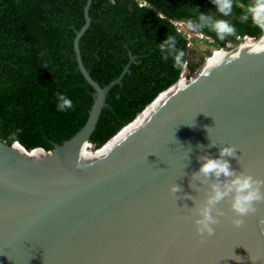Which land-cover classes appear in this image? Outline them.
<instances>
[{
  "label": "water",
  "instance_id": "1",
  "mask_svg": "<svg viewBox=\"0 0 264 264\" xmlns=\"http://www.w3.org/2000/svg\"><path fill=\"white\" fill-rule=\"evenodd\" d=\"M91 1L73 39L95 91L86 122L48 151L0 139V264H264V51L242 56L247 38L212 50L116 135L153 108L138 127L91 149L134 58L105 86L91 77L79 48Z\"/></svg>",
  "mask_w": 264,
  "mask_h": 264
},
{
  "label": "trees",
  "instance_id": "2",
  "mask_svg": "<svg viewBox=\"0 0 264 264\" xmlns=\"http://www.w3.org/2000/svg\"><path fill=\"white\" fill-rule=\"evenodd\" d=\"M241 1L92 0L90 25L79 40L91 77L105 86L120 75L130 54L134 56L129 72L106 95L89 138L92 149L132 122L184 69L189 78L211 55L210 49L204 56L191 50L188 44L195 38L177 22L202 34L213 49H227L230 42L245 36L258 37L262 25L253 8ZM85 3L0 0V139L4 142L48 151L86 122L95 91L79 71L73 50L75 31L84 23ZM259 10L264 19V5Z\"/></svg>",
  "mask_w": 264,
  "mask_h": 264
},
{
  "label": "bare ground",
  "instance_id": "3",
  "mask_svg": "<svg viewBox=\"0 0 264 264\" xmlns=\"http://www.w3.org/2000/svg\"><path fill=\"white\" fill-rule=\"evenodd\" d=\"M264 51V35L262 37V39L260 41H257L255 43L252 42V39H247V41L245 42L244 45L241 46V54L242 56L245 55H252V54H256V53H261ZM220 53V52H219ZM216 54H218V52H216ZM212 61V59L210 60ZM181 78V77H180ZM183 79H185L183 77ZM179 83L174 86L171 90H169V92H165L160 96L161 100L166 99V97L170 94V93H174L176 91H179L180 89H184V86H186L187 82L186 80H182V81H178ZM151 108H149L148 110H146V112L141 115L133 124H131V126H127L125 127L118 135H116L108 144L106 147H111L112 144L117 143V141H119L121 139L122 136H124V134L126 133V131H128V129L130 128H135L138 127L141 123V121L143 120V117H145V115H149L151 111H153V108L150 110ZM89 146H86V148L83 150V152L87 155V149ZM84 161L82 159H78L77 163L78 164H82Z\"/></svg>",
  "mask_w": 264,
  "mask_h": 264
},
{
  "label": "rangeland",
  "instance_id": "4",
  "mask_svg": "<svg viewBox=\"0 0 264 264\" xmlns=\"http://www.w3.org/2000/svg\"><path fill=\"white\" fill-rule=\"evenodd\" d=\"M255 15V14H254ZM178 26L180 27V29H182V30H185L186 32H188L189 33V37H193V38H195L194 40H192V41H190L189 42V48L191 49V50H195V52H196V54L197 55H205L204 54V51L206 50V49H210L211 51L212 50H214L213 49V47L211 46V45H208L205 41H204V39H205V37L204 36H202L201 34H196V33H194V32H192V31H190V29L188 28V27H186L185 25H179L178 24ZM195 58V60H197L196 58L197 57H193V59ZM206 58V57H205ZM205 60V59H204ZM211 60V59H210ZM209 60V61H210ZM185 75H186V70L184 69L183 71H182V73H181V78H180V81H182V80H185V79H183V77L184 78H186L185 77ZM91 149H92V147H91ZM88 150L89 149H87V153H88Z\"/></svg>",
  "mask_w": 264,
  "mask_h": 264
},
{
  "label": "flooded vegetation",
  "instance_id": "5",
  "mask_svg": "<svg viewBox=\"0 0 264 264\" xmlns=\"http://www.w3.org/2000/svg\"><path fill=\"white\" fill-rule=\"evenodd\" d=\"M244 2L241 1V4L244 5L245 7H252L253 8V14L256 19H258L260 25H262V31L259 34V36L262 34L263 29H264V19L261 18V13L259 8H261L264 5V0H243ZM247 2V3H246ZM179 25H185L183 22H177ZM186 26V25H185ZM187 27V26H186ZM189 35V33H188ZM202 35V34H201ZM203 36V35H202ZM258 36V37H259ZM253 38V37H252ZM257 38V37H254Z\"/></svg>",
  "mask_w": 264,
  "mask_h": 264
},
{
  "label": "built area",
  "instance_id": "6",
  "mask_svg": "<svg viewBox=\"0 0 264 264\" xmlns=\"http://www.w3.org/2000/svg\"><path fill=\"white\" fill-rule=\"evenodd\" d=\"M245 38H247V39H248V38H250V37H248V36H245Z\"/></svg>",
  "mask_w": 264,
  "mask_h": 264
}]
</instances>
